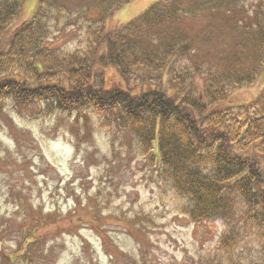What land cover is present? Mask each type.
Listing matches in <instances>:
<instances>
[{
	"label": "trees",
	"instance_id": "trees-1",
	"mask_svg": "<svg viewBox=\"0 0 264 264\" xmlns=\"http://www.w3.org/2000/svg\"><path fill=\"white\" fill-rule=\"evenodd\" d=\"M130 1L37 0L19 21L24 0H0L1 67L17 64L25 71L0 76V100L43 103V116L74 111L75 122L82 111L111 116L136 136L145 154L156 145L171 185L190 199L185 211L191 221L215 218L228 225L218 240L224 253L234 251L242 223L259 233L264 261V89L240 113L217 107L232 89L253 83L264 65V0H252L251 13L241 0H157L105 30L106 21ZM49 7L75 10L89 21L84 53L60 55L44 45L42 12ZM227 30L232 40L217 59H207L210 40ZM181 57L191 58L192 73L201 77L202 100L186 90L184 75L159 78ZM108 69L121 84L143 72L159 80L140 91L125 88L110 81ZM82 118L83 133L90 135L89 116Z\"/></svg>",
	"mask_w": 264,
	"mask_h": 264
},
{
	"label": "rangeland",
	"instance_id": "rangeland-1",
	"mask_svg": "<svg viewBox=\"0 0 264 264\" xmlns=\"http://www.w3.org/2000/svg\"><path fill=\"white\" fill-rule=\"evenodd\" d=\"M36 1L24 0L19 21ZM156 2L125 3L104 29H115ZM240 3L251 13L252 0ZM45 10L44 45L60 55L84 53L89 21L75 10ZM228 34L210 40L207 59H217L232 40ZM1 66L0 76L25 74L17 64ZM107 72L110 81L139 91L159 80L143 72L121 84ZM192 72L191 58H174L159 78L184 75L186 90L202 100L201 77ZM263 89L264 65L253 83L232 89L217 107L240 113ZM43 107L0 100V264H264L256 230L237 223L236 247L226 254L218 244L228 229L225 222L190 220L185 211L190 199L171 185L156 145L145 154L136 136L107 114L82 111L75 122L74 111L43 116ZM83 112L90 135L83 133ZM241 210L238 205L236 213Z\"/></svg>",
	"mask_w": 264,
	"mask_h": 264
}]
</instances>
